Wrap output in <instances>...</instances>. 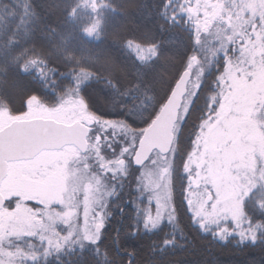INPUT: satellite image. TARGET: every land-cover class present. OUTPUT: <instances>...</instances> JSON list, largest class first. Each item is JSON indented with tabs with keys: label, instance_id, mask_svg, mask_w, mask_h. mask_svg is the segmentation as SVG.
<instances>
[{
	"label": "rangeland",
	"instance_id": "rangeland-1",
	"mask_svg": "<svg viewBox=\"0 0 264 264\" xmlns=\"http://www.w3.org/2000/svg\"><path fill=\"white\" fill-rule=\"evenodd\" d=\"M181 2L195 51L183 68H189L192 76L180 119L212 59L227 52L231 44L236 50L235 55L226 57L220 76L218 109L201 122L184 164L188 206L202 228L214 226L222 234L254 240L260 225L250 220L244 206L248 195L257 189L256 203L264 211V0ZM137 21L141 23L142 18ZM176 45L160 52L154 46L130 45L142 60V65H133L134 69L128 66L140 94L128 108L133 116L151 117L170 93L174 85L170 71L178 63ZM88 76L84 71L77 73L73 90L54 106L31 97L27 111L13 115L0 104V128L15 118L33 116L100 126L92 142L88 139L85 152L66 145L9 163L0 187L7 198L0 208V264H31L94 244L109 216V203L129 171L123 154L132 147L134 153L143 131L137 139L135 129L124 120L101 121L91 113L79 93ZM133 91L124 92V96ZM122 93L116 96L122 97ZM111 97L114 99L113 94ZM108 128L113 132L106 137L107 146L114 144V132H124L130 138L120 141L117 156L107 157L101 150L103 131ZM173 157V146L167 154L154 151L139 169L136 187L148 194L144 210L147 227L175 220L171 198Z\"/></svg>",
	"mask_w": 264,
	"mask_h": 264
},
{
	"label": "trees",
	"instance_id": "trees-1",
	"mask_svg": "<svg viewBox=\"0 0 264 264\" xmlns=\"http://www.w3.org/2000/svg\"><path fill=\"white\" fill-rule=\"evenodd\" d=\"M181 6V0H0V104L13 115L26 112L31 97L57 105L75 87V75L84 71L89 76L79 93L89 111L101 121L124 120L138 139L159 108L145 118L128 112L140 96L130 69L142 65L130 45L154 46L160 52L177 44L178 63L170 71L172 85L195 51ZM233 46L212 59L183 119L175 125L171 163L175 220L154 228L144 224L148 194L136 187L141 166L132 162V147L123 154L129 171L109 203V216L97 241L31 264H264V211L256 203L257 189L244 206L250 220L260 225L254 240L222 234L214 226L202 228L186 198L184 164L201 122L218 109L220 76L226 57L236 54ZM127 91L133 94L124 96ZM89 126L92 142L100 126ZM103 132L101 150L107 157L117 156L120 141H130L128 134L114 132L115 142L107 146L106 137L113 130Z\"/></svg>",
	"mask_w": 264,
	"mask_h": 264
},
{
	"label": "water",
	"instance_id": "water-1",
	"mask_svg": "<svg viewBox=\"0 0 264 264\" xmlns=\"http://www.w3.org/2000/svg\"><path fill=\"white\" fill-rule=\"evenodd\" d=\"M192 71L185 68L175 81L164 103L144 128L132 155L135 166L143 165L154 151L167 154L173 146L175 124L179 119ZM90 127L82 121L67 123L51 117L15 118L0 128V187L8 174L11 161L29 159L44 149H57L67 144L80 151L88 148ZM6 197L0 189V208ZM99 224L97 229H99Z\"/></svg>",
	"mask_w": 264,
	"mask_h": 264
}]
</instances>
